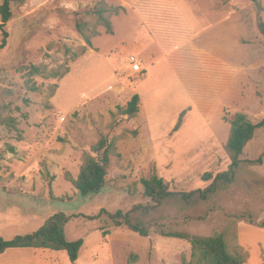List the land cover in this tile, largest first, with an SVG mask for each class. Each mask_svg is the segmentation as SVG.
<instances>
[{
    "label": "rangeland",
    "instance_id": "374dc122",
    "mask_svg": "<svg viewBox=\"0 0 264 264\" xmlns=\"http://www.w3.org/2000/svg\"><path fill=\"white\" fill-rule=\"evenodd\" d=\"M97 6L106 8L111 33L92 13ZM10 9L7 44L0 50V236L34 231L61 211L77 215L66 224L65 236L82 238L83 245L74 263L64 251L48 249L39 250L35 263L29 255L4 263L189 264L187 240L154 232L142 237L113 228L106 215L85 216L145 203L140 179L151 172L170 189L188 191L208 184L204 173L226 169L224 144L233 113L253 122L264 117V37L252 2L14 0ZM79 22L87 34L96 32L91 47L76 29ZM82 46L84 53L74 60L65 53ZM129 55L140 59L147 77L131 72ZM29 64L69 70L60 79L34 76L39 89L29 91L22 70ZM133 94L139 96L138 112L127 119L117 111ZM112 134L119 135L120 156L111 158L103 189L83 196L67 178L77 177L88 145ZM263 150L264 126L254 131L242 157L257 158ZM263 172L264 166L249 168L228 202L263 206L264 189L255 193L248 187ZM101 228L110 232L104 235ZM191 230L224 232L228 249L244 253L243 264H264V228L218 215Z\"/></svg>",
    "mask_w": 264,
    "mask_h": 264
},
{
    "label": "trees",
    "instance_id": "16d2710c",
    "mask_svg": "<svg viewBox=\"0 0 264 264\" xmlns=\"http://www.w3.org/2000/svg\"><path fill=\"white\" fill-rule=\"evenodd\" d=\"M14 0H2L0 3V50L7 44L8 32L5 25L11 18L10 2ZM256 9L257 29L264 37V21L261 17L263 7L260 0H250ZM106 8L97 6L92 10L96 20L102 24L106 31L111 33L109 18L105 15ZM84 22L76 25L87 47H91V36L84 32ZM85 47L79 48L78 52H70L74 60L82 55ZM23 84L29 91H38L39 87L34 81V76L44 78L60 79L69 70L68 66H60L47 69L45 65L29 64L23 66ZM56 86H53L55 88ZM54 90L51 91V95ZM139 96L133 94L127 101L125 107L118 108L119 115H126L127 119L136 116L138 112ZM181 112L174 124L176 130L181 122ZM229 132L224 144V151L229 157L226 169L214 175L206 172L202 180L208 184L202 188L188 191L170 189L167 182L155 172L142 177L140 183L143 188L145 203H136L126 211L116 210L108 212L99 210L96 215L85 216L97 218L106 215L111 221L113 228L125 227L139 236L147 237L151 232L163 237L187 240L191 246V258L189 264H243L244 253L230 251L226 242V234L217 232L202 235L194 233L193 225L200 224L214 216L221 215L229 222L241 221L250 225L264 228V217L260 214L264 211V200L260 201L263 206L236 207L228 202V197L244 184V173L252 166H260L264 161V150L257 158L242 157L244 148L252 139L254 131L264 126V117L257 122L251 121L243 112H235L228 120ZM132 136L137 134L136 130L129 131ZM119 135H100L98 140L87 146L82 153V163L76 178L69 177L68 181L81 195L97 194L105 185L107 168L112 157L118 158L116 142ZM248 187L256 193L264 189V177L256 174L249 180ZM264 192V190H262ZM77 215H66L58 211L48 216L36 230L25 234L15 235L11 238L0 236V254L10 248H41L52 251H64L72 263L78 258V253L83 245V239L69 241L65 236V226L72 217ZM104 235L110 230L101 228Z\"/></svg>",
    "mask_w": 264,
    "mask_h": 264
},
{
    "label": "crops",
    "instance_id": "0c3cea01",
    "mask_svg": "<svg viewBox=\"0 0 264 264\" xmlns=\"http://www.w3.org/2000/svg\"><path fill=\"white\" fill-rule=\"evenodd\" d=\"M168 63H169V61H168ZM154 64H156V63H154ZM154 64L153 65H150V68L151 67H153L154 66ZM170 65V67H171V64H169ZM141 67H142V69H143V72L141 73V75H144V74H146V77L148 76V72H146V69L141 65ZM173 69V68H172ZM174 70V69H173ZM145 77V78H146ZM139 105V104H138ZM181 112H183V114H184V110H182ZM180 112V113H181ZM179 113V114H180ZM179 114H178V116H179ZM182 114V115H183ZM177 116V115H176ZM178 119V118H177ZM176 123V122H175ZM180 124H181V122H180ZM180 126V125H179ZM262 166H264V161H263V163H262V165H260V166H258V167H262ZM262 175H264V172L263 173H261ZM11 249H16V251H10ZM17 249H21L20 250V252L19 251H17ZM22 249H31V250H29L30 252H25V251H23ZM39 250H46V249H41V248H10V249H7V250H5L3 253H1L0 254V264H5L4 263V260L6 259V258H12V257H14V258H20V257H23V256H26V255H29L30 257H31V262H34L35 263V259L37 258V255L39 254V253H41V252H39ZM42 253H44L43 251H42ZM5 255V256H4ZM18 260V259H17ZM7 264H9V263H7ZM12 264H24V263H21V262H19V260L18 261H15L14 263H12Z\"/></svg>",
    "mask_w": 264,
    "mask_h": 264
},
{
    "label": "built area",
    "instance_id": "2783aa9c",
    "mask_svg": "<svg viewBox=\"0 0 264 264\" xmlns=\"http://www.w3.org/2000/svg\"><path fill=\"white\" fill-rule=\"evenodd\" d=\"M127 63L131 72L136 74H141L143 69L141 67V61L134 55H129L127 59Z\"/></svg>",
    "mask_w": 264,
    "mask_h": 264
}]
</instances>
